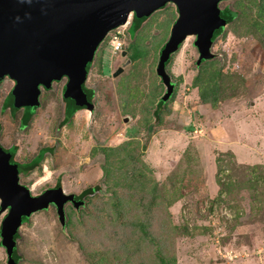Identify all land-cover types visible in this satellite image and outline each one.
<instances>
[{
    "label": "rangeland",
    "instance_id": "obj_1",
    "mask_svg": "<svg viewBox=\"0 0 264 264\" xmlns=\"http://www.w3.org/2000/svg\"><path fill=\"white\" fill-rule=\"evenodd\" d=\"M227 7L238 17L215 40L213 59L197 67L195 36L172 55L167 72L177 88L159 115L165 86L156 68L178 18L173 4L138 32L128 30L122 57L101 43L86 82L95 109L79 111L63 128L65 80L43 92L24 131L2 111L11 80L0 84L2 142L16 143L21 161L54 149L41 167L20 176L21 184L36 196L58 177L67 194L101 187L83 207L67 206L66 227L53 206L33 214L19 230L20 264H264V0L220 3ZM133 54L137 59L114 78ZM217 69L227 76L220 100L201 107L194 78ZM123 148L132 159L112 154ZM130 170H138L141 197L151 207H137L134 198L112 207V195H126ZM135 220L147 226L144 236ZM0 264H7L2 246Z\"/></svg>",
    "mask_w": 264,
    "mask_h": 264
},
{
    "label": "water",
    "instance_id": "obj_2",
    "mask_svg": "<svg viewBox=\"0 0 264 264\" xmlns=\"http://www.w3.org/2000/svg\"><path fill=\"white\" fill-rule=\"evenodd\" d=\"M225 0H0V80L16 82L11 100L14 110L26 108L25 127L32 111L40 106V89H51L53 82L67 79L64 97L67 112L81 108L93 111L92 97L84 90L97 50L107 35L124 26L131 14L145 21L154 12L173 4L176 19L168 41L159 52L157 75L166 86L163 99L174 92L175 82L167 72L172 55L189 36H195L199 53L197 64L215 57L213 44L227 27L220 3ZM130 63L128 61L125 66ZM123 71L120 68L115 76ZM126 118L125 121H128ZM15 154L0 144V225L7 264H20L17 241L22 225L33 214L57 209L58 220L66 225L65 205H84L77 194L63 188L33 195L21 184L19 174L26 165L14 160Z\"/></svg>",
    "mask_w": 264,
    "mask_h": 264
},
{
    "label": "trees",
    "instance_id": "obj_3",
    "mask_svg": "<svg viewBox=\"0 0 264 264\" xmlns=\"http://www.w3.org/2000/svg\"><path fill=\"white\" fill-rule=\"evenodd\" d=\"M222 16L224 18H227L228 23L230 24L238 17V13H237V11H233L232 9L227 7L224 10H222ZM134 21L135 22L132 25L133 26L132 29L137 31L138 28L142 25V23L144 21L138 20L136 18L134 19ZM134 56H135V54L132 56V60L133 61L137 59L136 56L135 57ZM206 62H208V61H203L201 64H197V62H196V65L199 68L202 64H204ZM225 77H227V76H226V74L225 75L223 74V70L217 69V70H215L214 75H210L206 79L202 80L200 76H197L196 78H194L193 86H195V88H197V90H198V96H199L198 103H199V105L201 107L207 106V105H210L211 107H214L219 102L220 94L222 93L223 87L225 86V84L222 82V80ZM176 88H177V83L175 82V88H174L173 94L167 100H164L163 98H161V100L158 102L159 106H158V108H156V110L154 112L155 114L159 115L160 110L162 109V107L169 100H171L173 98V96H174V94L176 92ZM84 90L87 92L89 97H92L94 95V93H95L94 90L87 89L85 85H84ZM33 114L34 113H32V115ZM72 115H73V112L68 113V115L66 117V120H65V123L68 122V120L71 118ZM65 123H62V124H65ZM22 126H23V124H22ZM15 150H17V148H15ZM107 151H108V149H104V152H107ZM111 151H112V154H116V153H117V155L119 154L121 160L128 161V156L129 155L124 154V148L121 151H117V150H114V149H111ZM53 152H54V149L51 148V147H49V148L46 147V148L42 149L40 154L38 155V157L34 158L30 163H25L24 164V165H26L25 166L26 169L24 170V173L25 174H29L32 171L36 170L38 167H41V163L44 161L46 154L47 153L52 154ZM109 153L110 152H108L107 156L111 155ZM104 154H106V153H104ZM129 159H132V158L129 156ZM105 169H108V168L105 166ZM105 169L103 168V170H105ZM128 174H129V180L127 182H124V184H123V186L125 187L126 195H124L122 197V199L119 197V195L117 193L114 195V197L112 195L109 198L111 200V202H112V207H119L118 206V202L121 203V205L125 206V205H127L128 200L132 204V202H133L132 198H134V201H135L137 207L142 208L145 205H147L146 208L151 207L152 203L149 204L150 201H144V198L141 197L143 195V190H142V185H141V182H140V176H139L138 170L137 171L136 170H130V172ZM263 178H264V176H263ZM116 185L120 186L118 184H116ZM60 187H61V179H60V177H58L55 190L59 189ZM221 187H222V185H221ZM100 190H101L100 185L89 186V187L85 188L78 195V197L80 199H86L87 197L95 195ZM128 193H129V196H127ZM52 206H54V205H52ZM42 211H46V210H42ZM127 212H128V210H126V212H124V213L121 212V213H119L118 216L121 217V215H125V214H127ZM134 215H135V213L132 214V216H134ZM27 222H29V221H27ZM27 222H25V223H27ZM69 224L70 223L68 222V219H67L66 225H69ZM66 225L65 226L61 225V226L62 227H66ZM135 226H138L139 230L142 233V236H144L143 234L147 233V226L144 223L136 222V220H135ZM18 237H20L19 234H18ZM1 245H2V243L0 241V246ZM20 260H21V257H20ZM161 260H163V262H164V259H161Z\"/></svg>",
    "mask_w": 264,
    "mask_h": 264
},
{
    "label": "flooded vegetation",
    "instance_id": "obj_4",
    "mask_svg": "<svg viewBox=\"0 0 264 264\" xmlns=\"http://www.w3.org/2000/svg\"><path fill=\"white\" fill-rule=\"evenodd\" d=\"M168 5V4H167ZM166 5V6H167ZM165 6V7H166ZM162 9V8H161ZM153 15V14H152ZM131 16H132V19L131 20H129L128 21V23H127V25L125 26V28H124V36H123V39H124V46L122 47V49L120 50V51H118V52H116V53H118L119 55H121V57H122V54L125 52V47H126V38H125V34L128 32V30H130V29H132L133 28V23L135 22L134 21V19L136 18L135 17V15H134V13L133 14H131ZM131 16L129 17V19L131 18ZM148 19V18H147ZM146 21V20H145ZM144 21V22H145ZM143 22V23H144ZM142 23V24H143ZM141 27H142V25L138 28V30L136 31V32H138L140 29H141ZM116 31L114 30V31H112V32H110L108 35H107V37H106V39L104 40V41H106V42H108L109 43V45L111 46V48H112V38H113V34L115 33ZM110 41V42H109ZM112 52L114 53V51H113V48H112ZM116 53H114V54H116ZM126 53H127V51H126ZM134 55V54H133ZM132 55V56H133ZM96 57V56H95ZM128 61H130V63L127 65V66H125V64L128 62ZM128 61L127 62H125L121 67L119 66V67H117L116 69H115V71L112 73V75H113V77L114 78H117L118 76H120V75H122L123 73H124V71H125V68L126 67H128L131 63H132V57H130L129 59H128ZM197 62V61H196ZM120 68H122L123 69V71L118 75V76H115V73L120 69ZM169 74V73H168ZM5 79H10L11 80V82H10V84L12 83V86H11V88L9 89V91L6 93V95H5V97L3 98V100H2V103H1V107H2V111H4V112H6L7 110H8V116L12 119V120H17L18 121V124H17V127L19 128V130H21V131H24L26 128H28L29 126H30V124L31 123H33L34 121H35V118H36V115L38 114V110L42 107V96H43V92L44 91H48V89H46V88H44V87H41V89H40V97H39V100H40V106L38 107V108H36L35 109V111H34V114L32 115V117H31V119L29 120V122L27 123V125L25 126V127H23L22 126V124H23V117H24V115L26 114V108L25 107H21L20 109H18V110H14L13 108H12V106H11V104L9 103V99L11 98L12 99V96H13V94H14V90H15V87H16V82L13 80V79H11L10 77H8V76H6V77H4V78H1V80H0V84L1 83H3L4 81H5ZM63 80H65V83H64V86H63V89H62V99H63V101H64V112H63V116H62V118L60 119V124H61V127L63 128V127H65V126H67V125H69V123L71 122V121H73V118H74V116H75V114H77L79 111H82V110H87V109H85V108H81V109H79V110H77V111H75V112H73V115L71 116V118L68 120V122L67 123H65V120H66V117H67V115H68V113H70V112H67V110H66V106H67V100H66V98L64 97V90H65V88H66V84H67V79L66 78H63V79H61V80H59V81H57V82H53V84H52V86L55 84V83H60L61 81H63ZM161 82H162V80H161ZM162 84H163V82H162ZM164 85V84H163ZM85 86H86V84H85ZM165 86V85H164ZM87 88V87H86ZM88 89V88H87ZM50 90V89H49ZM165 92H166V86H165ZM165 94V93H164ZM163 94V95H164ZM163 95H162V97L161 98H163ZM94 97H95V93H94V95L92 96V101H93V103H94ZM161 98H160V100H161ZM159 100V101H160ZM158 101V102H159ZM95 105V104H94ZM95 109V108H94ZM62 123H65V124H62ZM2 136H3V134H2V129H1V127H0V144L6 149V150H10V151H12V152H14V154H15V157H14V160L16 161V162H19V163H21V164H25V163H30L34 158H36V157H38V155L40 154V152H41V150L42 149H44V148H46V147H44V148H41L39 151H37V153H35V155H34V157L33 158H31L30 160H25V161H27V162H25V161H21V160H19L18 159V154H19V148H18V146H17V144L16 143H10V145H8V146H6L3 142H2ZM5 145V146H4ZM15 148H17V150H15ZM49 148V147H48ZM49 153H47L46 154V156L48 155ZM45 156V157H46ZM43 164L41 163V166H42ZM21 175H27V174H25L24 173V171L23 172H21L20 174H19V177L21 176ZM57 184V183H56ZM56 184L53 186V187H50V188H48L47 190H49V189H55L56 188ZM60 188H62V187H60ZM47 190H44V191H42L40 194H42V193H44L45 191H47ZM39 194V195H40ZM69 194H71V193H69ZM77 195H79V194H77ZM36 196V195H35ZM84 205H85V199H84ZM83 205V206H84ZM52 206V205H51ZM50 206V207H51ZM67 206H72V207H74L75 208V206L73 205V203H71V202H69V203H67L66 205H65V211H66V208H67ZM83 206H81V207H83ZM55 209H56V207L55 206H53ZM80 207V208H81ZM76 209V208H75ZM79 209V208H78ZM56 211H57V209H56ZM58 215V214H57ZM66 217H67V214H66Z\"/></svg>",
    "mask_w": 264,
    "mask_h": 264
},
{
    "label": "built area",
    "instance_id": "obj_5",
    "mask_svg": "<svg viewBox=\"0 0 264 264\" xmlns=\"http://www.w3.org/2000/svg\"><path fill=\"white\" fill-rule=\"evenodd\" d=\"M123 28V29H122ZM118 28L115 30L116 32L113 34L112 38V48L114 53L120 51L122 47L124 46V27Z\"/></svg>",
    "mask_w": 264,
    "mask_h": 264
},
{
    "label": "clouds",
    "instance_id": "obj_6",
    "mask_svg": "<svg viewBox=\"0 0 264 264\" xmlns=\"http://www.w3.org/2000/svg\"><path fill=\"white\" fill-rule=\"evenodd\" d=\"M128 21H129V19H128ZM128 23V22H127ZM127 23L124 25V26H121V27H119V28H122V27H125L126 25H127ZM118 29V28H117ZM117 29H115V30H117ZM114 31V30H113ZM112 32V31H111Z\"/></svg>",
    "mask_w": 264,
    "mask_h": 264
}]
</instances>
